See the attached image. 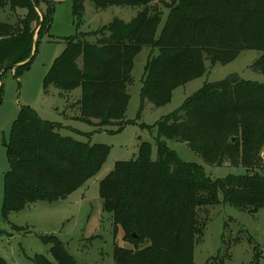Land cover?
Wrapping results in <instances>:
<instances>
[{
  "label": "trees",
  "instance_id": "16d2710c",
  "mask_svg": "<svg viewBox=\"0 0 264 264\" xmlns=\"http://www.w3.org/2000/svg\"><path fill=\"white\" fill-rule=\"evenodd\" d=\"M84 1L72 0L77 25ZM89 1L99 9L148 2ZM5 6L25 13L15 23L0 22V81L8 70L14 68L18 74L28 69L38 39L49 29L52 12L49 6L39 16L37 0H0V7ZM35 23L41 26L37 39ZM154 25L145 6L129 22L112 19L107 28L110 35L93 43L84 39L87 33L66 37L65 49L46 74L44 88L48 84L62 91L79 88L78 119L89 123L95 119L104 127L119 125L125 116L129 71L142 45L159 48V55L146 66L149 74L142 84L140 108L145 99L166 102L174 87L203 72L204 53L211 62L225 63L242 50L256 49L261 55L252 67L264 72V0H178L157 40ZM1 90L2 83L0 94ZM60 127L29 108L15 119L6 144L4 217L37 200L65 198L104 163L108 145L63 135ZM155 127L157 158H151V143L144 141L136 158L116 161L99 184L102 209L110 214L114 234L120 228L122 240L130 245L114 246L113 264H193V248L201 233L198 208L224 203L255 213L264 207V176L257 166L242 164L245 174L212 178L200 164L181 160L164 140L182 141L210 163L219 164L212 160L214 156L220 161L240 156L243 162L253 150L264 147V84L230 78L207 82ZM40 237L49 245L52 259L35 254L32 264H78L57 236ZM228 253L226 246L224 254ZM254 256L258 261L261 253ZM0 264H7L1 256Z\"/></svg>",
  "mask_w": 264,
  "mask_h": 264
},
{
  "label": "rangeland",
  "instance_id": "374dc122",
  "mask_svg": "<svg viewBox=\"0 0 264 264\" xmlns=\"http://www.w3.org/2000/svg\"><path fill=\"white\" fill-rule=\"evenodd\" d=\"M37 1L39 16L46 14L49 6L52 7L49 29L38 39L28 69L18 74H14V68L8 70L0 81V256L7 264H32L31 258L35 254H43L52 259L49 245L40 236L55 235L78 264H113L114 246L130 245L122 240L123 232L120 228L114 234L110 214L102 209L99 196L101 180L112 170L116 161L136 158L139 145L144 141L151 143V158L156 159L155 123L179 108L187 97L205 83L230 78L244 83L264 84V72H258L252 67L261 51L242 50L225 63L211 62L204 53L203 72L174 87L166 102L156 104L145 99L140 108L142 84L149 74L146 66L159 55V48L142 45L133 56V66L129 71L130 81L125 91L130 98L125 116L118 122L119 125L100 127L95 119H91L92 123L78 119L79 88L62 91L54 84H48L46 89L43 86L50 67L65 49L66 37L79 32L87 33L84 39L93 43L110 35L107 28L112 19L129 22L146 6L148 15L155 19L153 37L157 40L171 6L178 0H148L145 6L109 4L100 9L85 0L84 12L78 25L72 13V0ZM24 13L23 9L0 7V22L15 23ZM40 28V24H34V39H37ZM97 31V36L88 35ZM25 108L31 109L45 121L59 123L62 126L59 131L63 135L92 144H106L110 150L98 172L65 198L50 202L37 200L4 217L3 183L9 169L6 144L15 119ZM75 115L76 119L72 118ZM164 140L181 160L200 164L205 174L212 178L245 174L247 169L243 165L246 164L252 169L257 166V172L264 176V147L253 150L243 162L240 156L234 157V161H220L217 156H214L215 159L211 156L212 160L219 163L214 164L192 151L182 141L167 137ZM197 213L201 233L193 248V264H264V207L255 213H248L218 203L200 207ZM259 245L261 251H258ZM226 246L228 254H224ZM255 252L261 253L258 261Z\"/></svg>",
  "mask_w": 264,
  "mask_h": 264
},
{
  "label": "crops",
  "instance_id": "0c3cea01",
  "mask_svg": "<svg viewBox=\"0 0 264 264\" xmlns=\"http://www.w3.org/2000/svg\"><path fill=\"white\" fill-rule=\"evenodd\" d=\"M76 116H77V115H75L74 117L72 116V118H75V119H76Z\"/></svg>",
  "mask_w": 264,
  "mask_h": 264
}]
</instances>
